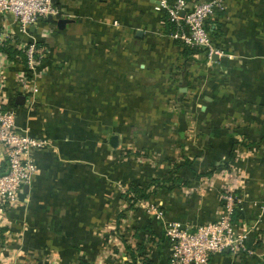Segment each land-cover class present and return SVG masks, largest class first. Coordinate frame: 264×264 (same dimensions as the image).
<instances>
[{
  "label": "crops",
  "instance_id": "1",
  "mask_svg": "<svg viewBox=\"0 0 264 264\" xmlns=\"http://www.w3.org/2000/svg\"><path fill=\"white\" fill-rule=\"evenodd\" d=\"M160 1L56 0L61 15L32 31L47 53L38 95H31L35 76L21 82L24 65L2 69V108L16 112L20 132L48 146L34 151V181L0 219V264L126 262L121 236L129 245L150 236L152 264H168V223L219 220L221 181L198 179L221 164L246 173L235 219L250 236L239 256L227 249L209 264H264L257 204L264 199V0H224L225 10L208 21L211 61L204 48L184 58ZM11 25L0 16V31ZM241 137L250 162L237 158ZM5 171L0 147V176ZM132 185L154 194L128 211ZM150 202L162 206L163 220L146 213Z\"/></svg>",
  "mask_w": 264,
  "mask_h": 264
},
{
  "label": "built area",
  "instance_id": "2",
  "mask_svg": "<svg viewBox=\"0 0 264 264\" xmlns=\"http://www.w3.org/2000/svg\"><path fill=\"white\" fill-rule=\"evenodd\" d=\"M160 3L176 26V32L171 36L184 45L207 49L212 57L215 49L208 21L223 11L224 0H210L193 7L186 0H177L173 4L161 0ZM59 15L61 11L56 6V0H0V16L11 17L13 26L0 31V45L9 41L14 44L19 39L16 46L25 53L26 60L20 79L26 84L29 76H35L31 81L33 97L39 93V78L46 73L44 63L47 53L46 48L33 38L31 29L38 28L41 21ZM113 25L118 27L119 23L115 21ZM10 64H13L10 56L0 52V73ZM2 105L0 103V147L3 149L6 171L0 176V219L8 209L19 205L24 187L34 181L37 172L34 151L48 146L45 139L32 137L27 131L20 132L16 112L5 110ZM225 200L227 209L216 222L196 227L174 222L166 225L165 236L171 250L168 264H209L212 255L221 254L227 249L235 251L239 244H243L240 243L243 237L239 235V226L235 222L232 197ZM24 201L29 203L28 198ZM146 208L156 219H164V212L158 206L148 204Z\"/></svg>",
  "mask_w": 264,
  "mask_h": 264
},
{
  "label": "rangeland",
  "instance_id": "3",
  "mask_svg": "<svg viewBox=\"0 0 264 264\" xmlns=\"http://www.w3.org/2000/svg\"><path fill=\"white\" fill-rule=\"evenodd\" d=\"M223 9L225 10V8H223ZM208 58H209V61H211L213 56L210 57V55L208 54ZM190 110H191V106H190ZM167 111H173V110L170 108H167V109H165V112H167ZM196 111L197 110L192 109L190 114L197 116V114H199V113ZM174 112H176V111H174ZM145 119L150 120V117H146ZM146 124L148 126L151 125V123H146ZM151 127L153 128L154 126L152 125ZM171 128H172V126H171ZM171 128L168 127L166 129L170 131ZM226 129L230 130V128H226ZM237 132L244 133L242 129H237ZM46 141H48V140H46ZM247 142H248V140H246L245 138H242V137L239 138L238 143L240 145H239V149H238V151H236V153L238 155L237 158L240 159V163L243 162L244 160L245 161L247 160V162H250L253 160L251 158L252 157V150L251 149H249L251 151L248 150L249 152L242 151L244 149L247 150L246 149L248 147L246 144ZM131 151H133V150L130 147H129V150L128 149L126 150V152H131ZM173 166H174V164L170 163V166L166 167V169H165L166 170L165 171L166 172V175H165L166 178H168L167 176H171L174 173L175 169L172 168ZM202 175H204V178L200 177L198 180L213 181L215 179V180L221 181V183H222V193H221L222 197L221 198L223 201V209H222L220 216L225 212V209H227V204H226L227 202L225 200L226 197H232V201H233L232 206L235 208V211H238L240 205L243 202L244 190L246 189V187L244 186V182H246V173L245 172L243 173V171L241 172L240 170H237L235 168H231L228 165L221 164L218 167V169H215L214 171H212L211 173H208L207 175H205V174H202ZM212 175L213 176L215 175L216 178L211 177ZM156 179H159V178H156ZM204 190H207V188L206 189L204 188ZM257 204H258L259 209L261 210V214H264V199H263V201L261 200ZM150 205L158 206L160 209L162 207L160 204H152L151 202H150ZM144 207H146V206H144ZM127 209L129 211V202H128V208ZM145 211H146V213H148L147 208L145 209ZM235 216H236V214H235ZM208 222H213V221H205V222H202V224L208 223ZM235 222L239 226L238 227L239 228L238 229L239 235H241L243 237V242H240L243 244L242 245L239 244V247L235 251H231L233 257L236 258L237 256L240 255V253L245 251V245H246V242L248 241V237L250 236V226L247 224L244 225L245 222H243V221L241 222L240 220H237ZM123 224H125V222H123ZM187 227H193V226H187ZM113 235H116L114 231L112 232V236ZM144 238H145V242H147L146 245H149L148 241L151 240L150 236H144ZM113 243L116 246V244L118 242L113 240ZM145 253H146V255H149L147 250Z\"/></svg>",
  "mask_w": 264,
  "mask_h": 264
},
{
  "label": "trees",
  "instance_id": "4",
  "mask_svg": "<svg viewBox=\"0 0 264 264\" xmlns=\"http://www.w3.org/2000/svg\"><path fill=\"white\" fill-rule=\"evenodd\" d=\"M188 4L190 5H196L198 3H202L203 0H186ZM167 23V29L169 30L170 34L176 32V26L174 23L171 22L169 17L166 20ZM19 39L13 44L12 42L4 43L3 45H0V52H3L10 56L11 60L13 61L14 64H20L24 65L25 64V53L17 48V42ZM184 46V45H183ZM184 58L186 60H189L192 56L199 54L202 52L201 48L198 47H192L185 45L184 46ZM159 181L153 182L152 186H155ZM154 194V190H150L148 188H142L140 186H135L132 185L127 192V200L129 202V210H136V205L140 201H146L149 200L151 195ZM236 221V220H235ZM5 229H0V241L3 239V233ZM123 240L124 245L126 246L127 249V254H128V261L126 262H110L106 264H152V260L146 255V242L145 238L139 239V241H136V244L134 245H129L127 240L124 238V236L120 237ZM164 241L169 245L166 236H164ZM170 247V246H169ZM80 264H93V263H88V262H81Z\"/></svg>",
  "mask_w": 264,
  "mask_h": 264
},
{
  "label": "water",
  "instance_id": "5",
  "mask_svg": "<svg viewBox=\"0 0 264 264\" xmlns=\"http://www.w3.org/2000/svg\"><path fill=\"white\" fill-rule=\"evenodd\" d=\"M184 14H185V13L183 12L182 16H184ZM48 19H49V20H52V17H49ZM31 30L34 31L35 28H32ZM184 86H186L185 83H184ZM111 145H112L113 147H117V146H118V137L114 136V137L112 138V140H111Z\"/></svg>",
  "mask_w": 264,
  "mask_h": 264
}]
</instances>
